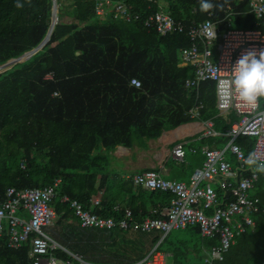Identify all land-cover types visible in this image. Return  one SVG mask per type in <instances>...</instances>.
<instances>
[{
    "label": "trees",
    "instance_id": "trees-1",
    "mask_svg": "<svg viewBox=\"0 0 264 264\" xmlns=\"http://www.w3.org/2000/svg\"><path fill=\"white\" fill-rule=\"evenodd\" d=\"M64 1L57 0L58 22L49 42L27 61L0 70V193L62 180L54 198L59 214L63 195L90 206L91 196L106 185L107 177L98 175L110 169V151L135 144L146 147L152 129H171L189 121L185 113L197 101L196 92L185 89L194 69L179 67L181 51L190 46L186 33L162 37L134 20L111 16L100 20L98 0H70V12L63 8ZM117 1L126 2L131 14L140 13L142 18L159 11L157 4L149 10L147 0H112ZM165 1V9L186 27L212 19L223 20L222 30L228 29L229 20L235 29H252L256 22L249 0H213L220 7L209 13L199 10L198 0ZM21 3L24 7L17 8L16 0H0V67L38 47L52 26L53 0ZM133 79L141 82L140 88L132 86ZM198 101L204 105L203 119L216 121L215 131L238 120L233 114L230 124L215 118L212 81L202 85ZM263 103L264 97L261 108ZM221 137L226 145L230 138ZM254 143L251 137L237 140L246 155ZM254 195L264 206V175L258 176ZM164 200L169 205L171 197ZM103 207L98 210L101 215L118 217L112 203ZM134 216L139 218L135 210ZM52 235L92 262L135 261L132 242L118 231L59 226ZM177 235L167 247L177 262L196 257L205 264L202 248L217 244V239L203 238L199 226H188ZM124 246L128 252H121ZM28 251L9 249L0 240V264H32ZM55 254L68 257L60 251ZM223 256L222 262L213 264H264V216H257L254 232L238 237Z\"/></svg>",
    "mask_w": 264,
    "mask_h": 264
},
{
    "label": "built area",
    "instance_id": "built-area-1",
    "mask_svg": "<svg viewBox=\"0 0 264 264\" xmlns=\"http://www.w3.org/2000/svg\"><path fill=\"white\" fill-rule=\"evenodd\" d=\"M147 2L150 3L149 10L153 4H158V0ZM249 7L250 13L256 18L254 28L233 29L229 23V28L222 30L219 22L212 19L186 27L183 22H177L171 14L164 11L153 12L142 18L140 13L131 14L132 7L124 1H97L96 15L100 20H105L108 16L127 22L134 20L162 37L186 33L190 47L181 53L182 65L195 68V80H188L186 87H197L199 82H214L220 114L226 116L233 112L238 120L225 133L230 138L225 148L206 147L203 150L204 164L194 171L190 184L164 179L154 170L134 176L136 185L173 196L162 218L136 220L133 211L119 206L115 208V212L124 213L123 217H100L85 209L79 202L64 197L62 202L70 203L83 227L108 230L120 228L144 233L160 231L165 237L174 230L199 226L204 237L219 239V245L212 252V260L219 261L235 245L238 237L255 230L256 217L264 216V207L258 198L251 196L258 177L252 172L248 173V166L243 163L247 155L237 144V140L240 137L253 138L255 143L252 152L264 160V108H261V98L258 107L252 109L240 102L236 93L233 94L231 105L225 107L217 90L218 81L232 77V69L242 53L247 50H264V0H249ZM138 82L139 86L131 84L140 88L141 82ZM195 122L202 127L204 138L218 134L211 120ZM173 154L176 158L183 159L184 144L176 145ZM228 154L235 158L236 165L228 161ZM21 167L24 169L25 165L21 164ZM213 183L217 184L219 191L212 187ZM60 184L61 181L58 180L53 185L41 188L11 187L3 196L0 193V238L7 235V246L12 250L28 247L32 264H100L89 262L81 255L70 252L46 232L47 228L63 221L62 214L52 206ZM94 203L99 205V198H94ZM158 246L136 264H165L166 256L157 250ZM57 251L68 257H57Z\"/></svg>",
    "mask_w": 264,
    "mask_h": 264
},
{
    "label": "crops",
    "instance_id": "crops-1",
    "mask_svg": "<svg viewBox=\"0 0 264 264\" xmlns=\"http://www.w3.org/2000/svg\"><path fill=\"white\" fill-rule=\"evenodd\" d=\"M166 4H167V2L165 0L158 1L157 5L159 6V11H164L166 13H169L165 9ZM159 11H157V12H159ZM222 21H219V25L221 24ZM228 28H229V26H228ZM231 28H233V27H231ZM233 29H235V28H233ZM173 34H175V33H173ZM181 34H183V33H181ZM182 51H181V53H182ZM181 53H180L179 67L180 68L192 67V66L182 65ZM215 58H216V52H215L214 59ZM192 68L194 69L193 75L190 76L185 81V89L188 90L189 92H196V94H197L196 103L194 104V106L191 109H189L185 113V116H188L190 118V120L184 121V122L180 123L179 125L174 126L171 129H166V128H154V129H152L150 131V134L151 135L153 134L155 139L149 141V136H148L145 139L146 147L139 145V144H135V146L133 148L128 149V148H125L122 146H118L115 150L110 151V153H109L110 157H111L110 169L107 172H105L106 175L105 174L99 175V179H101L103 176L107 177L106 185H105V187L99 188L98 191L91 196L90 206L87 207L85 204L81 203L79 200L72 199L68 195H63L60 197L59 202L62 205L61 214L63 216V221H60L57 225L50 227L51 228L50 233H48V234L51 236L52 239L57 241L53 237L52 231L56 227H59V226H67L70 228H79V229L90 230V231H101L104 233H109V232L112 233V232L118 231L120 233L125 234L128 237V239L132 242L130 244L134 248V251L131 252V254H133L132 257L135 261H133L131 263H123V262H121V263L120 262H93V263L136 264L137 262L144 260L152 252V250L156 246L159 245L157 247V250L166 256L165 264H169V261H172L173 264H187L191 260H194V262H195L194 264H203L196 257L195 258L189 257L190 259H188L184 262H177L174 252L172 250H170L169 248H167L170 244V243L166 242L169 235L174 231H181L182 229L174 230V231L170 232L167 236L163 237V234L160 231H151L149 233H144V232H138V231H133V230H127L126 231V230H122L120 228H114L111 230L101 229V228H85L82 226L80 219L75 215L74 209L71 207L70 203L62 202V199L64 197H68L71 201L79 202L80 204H82L85 207V209L90 210L93 213H96L100 217H104V215H101L98 212V210L102 209V208L104 209L103 205L105 203H107V204L112 203L113 214H116L115 208L119 206V207H122L125 209H130L131 211H133V213L135 210V212H137L138 217H139V218H136V220L141 221L147 217H151L154 219L162 218L163 212L166 208H168L170 206V203H171L173 196L171 194L163 192V191H161V193L156 192V191H149V190H146L143 186L136 185L134 183V180H133L134 176L138 173H143V172L148 171V170H154V171L160 173L164 179L190 184L194 171L197 168H201L204 164L205 156L203 154V150L206 147L223 149L227 145V144L226 145L223 144L221 135H225V133L229 130V128L224 129V130L222 129L220 132L216 131L218 134L215 136L204 138L202 136V133H203L202 127H200L197 124V122H195V120L208 121V120L203 119L201 111L204 108V105L202 102L198 101V96L200 94L202 85L206 82H209V81L199 82L197 87H192V88L186 87V82L188 80H195V68L194 67H192ZM262 105L264 108V103ZM216 108H217V96H216ZM217 111L218 112H217L215 118L224 119L226 121V124H228V123L230 124V121H231L229 119L230 115H232V114L235 115L232 112V113H228L225 116V115L220 114L218 108H217ZM209 120H211L214 123V129H215L216 128V126H215L216 121H214V118L209 119ZM233 123H231V124H233ZM180 143L184 144L185 156L183 159H178L173 154L174 148L176 147V145H178ZM122 161H123V163L119 164V162H122ZM228 161H230V163L232 165H236V163H237L235 158L230 154H228ZM177 167L180 168V170L176 169ZM188 167H190V169H187ZM182 178H186V179L184 180ZM111 179H112V182H111ZM180 179H182V180H180ZM59 181H61V183H62V180H59ZM257 182H256V184H257ZM115 184H116V188H123V190H124L123 192H121V199H115L112 196H108L107 192H108L109 186L115 187ZM60 186H61V184H60ZM60 186H59V188H60ZM59 188H58V190H59ZM254 191H255V188L251 192V196L256 197L254 195ZM147 192H151V194L148 195ZM169 196L171 197V200H170L169 205H166V203H165L166 201L164 199L168 198ZM57 197H58V193L56 194V198ZM94 198H99V200H100L99 205H96L94 203ZM52 206L57 211L54 201L52 203ZM123 214L124 213L118 212L116 214V215H118L117 218L123 217ZM23 215H25V214H23ZM105 218H109V217H105ZM250 232L253 233L254 230L250 231ZM201 236L204 238L203 235H201ZM205 238H209V237H205ZM209 239H217V244L212 246L210 248V250L206 249V247L202 248L204 256H205V259H204L205 264H213V263H216L217 261H219V260H212L213 248L217 247L219 245V239L218 238H209ZM0 240H3L7 246V244H8L7 235H5L3 238H0ZM59 244H61V243H59ZM62 246L65 247L64 245H62ZM109 247H110V245H107V248H109ZM65 248L72 253L81 255V253H79V252L72 251L67 247H65ZM123 251L128 252L129 248L127 246H124V247H122L121 252H123ZM28 255H29V251H28ZM59 258H61V257H59ZM29 259H30V257H29ZM62 259H66V258H62ZM84 259L87 260L86 258H84ZM223 260H224V256H223ZM87 261H89V260H87ZM222 261H219V262H222ZM89 262H92V261H89Z\"/></svg>",
    "mask_w": 264,
    "mask_h": 264
},
{
    "label": "clouds",
    "instance_id": "clouds-1",
    "mask_svg": "<svg viewBox=\"0 0 264 264\" xmlns=\"http://www.w3.org/2000/svg\"><path fill=\"white\" fill-rule=\"evenodd\" d=\"M199 10L209 13L220 5L213 3V0H198ZM31 4V0H27ZM15 6L23 8L24 3L16 0ZM215 38V32L213 33ZM232 77L230 79H222L217 83V90L220 100L225 107L231 105L233 94H237V98L243 104L248 105L252 109L258 107V101L264 97V50H247L241 54L232 69ZM132 84L139 86V82L132 80ZM254 176L264 175V160L260 159L255 152H250L243 161Z\"/></svg>",
    "mask_w": 264,
    "mask_h": 264
},
{
    "label": "rangeland",
    "instance_id": "rangeland-1",
    "mask_svg": "<svg viewBox=\"0 0 264 264\" xmlns=\"http://www.w3.org/2000/svg\"><path fill=\"white\" fill-rule=\"evenodd\" d=\"M64 9H65V11H67V12H70L72 9H71V7H70V0H65L64 1V7H63ZM6 66L8 65V63L7 64H5ZM5 65H3V66H5ZM12 66V65H11ZM8 67H10V66H8ZM8 67H5V68H8ZM2 69H4V68H2ZM2 69H0V70H2ZM155 139V137H154V135L152 134H150V136H149V141L150 140H154ZM118 163V162H117ZM123 163V161L122 162H119V164H122ZM176 169H179L180 170V168H176ZM187 169H190V167H188ZM93 173H95V171L93 170L92 171ZM100 175V174H99ZM99 175H98V178H99ZM102 175V174H101ZM173 178V177H172ZM182 179H186V178H182ZM182 179H180V180H182ZM111 182H112V179H111ZM212 187L215 189V190H219V188H218V186H217V184H215V183H213L212 184ZM124 190H123V188H116V184H115V187H111V186H109V188H108V196H112L113 198H115V199H121V192H123ZM148 193V195H150L151 194V192H147ZM50 229L51 228H47L46 229V232L47 233H50ZM177 233H179V231H174V232H172L170 235H169V237H168V240H167V243L168 242H170L171 240H175V238L178 236L177 235ZM195 262H194V260H191V261H189L187 264H194ZM169 264H173L172 263V261H169Z\"/></svg>",
    "mask_w": 264,
    "mask_h": 264
},
{
    "label": "water",
    "instance_id": "water-1",
    "mask_svg": "<svg viewBox=\"0 0 264 264\" xmlns=\"http://www.w3.org/2000/svg\"><path fill=\"white\" fill-rule=\"evenodd\" d=\"M58 14H59V11H58L57 0H53L52 26H51L50 32L46 36V38L42 41V43L38 47L34 48L32 51L24 54L23 56H21V57H19L17 59H14V60L9 61L7 66L6 65L5 66H1L0 69L5 68V67H8V66H11V65H13L15 63L27 61L31 56H33L38 51H40L49 42V40H50L51 32H52L55 24L58 22Z\"/></svg>",
    "mask_w": 264,
    "mask_h": 264
}]
</instances>
